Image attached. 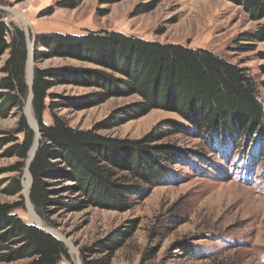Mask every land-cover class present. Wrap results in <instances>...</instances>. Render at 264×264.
<instances>
[{
    "label": "rangeland",
    "instance_id": "1",
    "mask_svg": "<svg viewBox=\"0 0 264 264\" xmlns=\"http://www.w3.org/2000/svg\"><path fill=\"white\" fill-rule=\"evenodd\" d=\"M59 1L0 0L3 20L24 29L28 56L30 41L33 43L34 75L36 68H64L79 75L74 80L69 79L70 75L63 77L65 80L49 90L54 100L64 105L56 108L55 113L72 127L84 130L109 123V128L101 126L96 131L120 139H140L162 126L170 134L158 143L182 150L189 164L185 161L171 164L173 171L167 181L153 187L145 186L144 197L128 210L91 205L82 210H57L44 218L29 201L30 192L28 198L23 191L28 158L21 172L11 171L20 158L6 152L16 143L9 142L0 146V203H22L24 209L16 212L26 222L35 224L29 208V203L32 204L43 227L53 229L54 234L62 235L76 247L77 254L66 242L73 264L82 261V247L128 225H134L133 233L116 251L111 264H264V145L252 142L251 136L234 147L232 144L209 145L204 138L187 131L174 134L167 123L183 125L185 121L176 112L163 108H154L140 117L116 124L113 114L142 101V96L113 90L106 100L93 101L97 98L90 96L102 92L103 88L97 84L99 80L82 73L92 69L118 78H124L123 74L82 57L53 56L35 60L37 35L121 32L146 40L213 51L246 67L264 96V40L240 39L243 33L251 34L259 29L264 19H252L241 5L231 0H79L75 8L60 7ZM17 14L23 15L29 26H25ZM239 47L248 50L241 51ZM7 56L6 52L0 64V78L5 74L1 68ZM25 77L29 93L21 107L0 116V139L17 135L14 131L24 115L35 135L31 150L37 130L26 112L31 96L27 62ZM31 110L40 129L33 105ZM52 120L51 111L47 110L44 121ZM17 137L22 141L24 134ZM19 175L21 192L7 193L5 189L11 178ZM179 244L190 245L192 252L177 249ZM153 248L157 249L155 253L151 252ZM30 261L26 257L0 258V264H29Z\"/></svg>",
    "mask_w": 264,
    "mask_h": 264
},
{
    "label": "trees",
    "instance_id": "2",
    "mask_svg": "<svg viewBox=\"0 0 264 264\" xmlns=\"http://www.w3.org/2000/svg\"><path fill=\"white\" fill-rule=\"evenodd\" d=\"M231 1L241 5L252 19H264V0ZM78 4L79 0L59 1L60 7L75 8ZM240 37L245 41H263L264 24L254 33H243ZM35 48L36 61L53 56L82 57L123 74L124 78H118L92 69L82 73L99 80L97 84L103 88L102 92L90 96L97 98L93 101L106 100L113 90L142 96V101L113 114L116 124L140 117L154 108H163L176 112L185 121L183 125L164 123L170 130L174 129V134L187 131L204 138L209 145L234 147L251 136L252 142L264 145V96L255 79L246 67L213 51L121 32L37 35ZM238 50L248 49L239 47ZM6 52L8 56L1 68L5 74L0 78V101L3 102H0V116L21 107L29 93L25 77L26 33L22 27L4 21L0 11V64ZM65 71L64 68H36L32 86V105L41 140L29 168L33 176L30 199L44 218L57 210H82L91 205L128 210L144 197L145 186L167 181L173 171L171 164L183 161L189 164L182 150L158 143L170 134L159 125L140 139L99 134L97 129L110 127L106 122L93 130L72 127L55 113L56 108L64 105L55 101L49 91L65 80L63 77L70 75V80L79 77L76 72ZM47 110L51 111L52 122L44 121ZM14 133H23L24 139L19 141L17 135H12L0 139V146L16 142L6 152L20 158L11 171L21 172L35 136L24 115ZM20 177L11 178L5 189L7 193L21 192ZM18 209H24V205L0 203V258L26 257L31 260L29 264H73L68 246L48 231L26 222L16 212ZM128 226L82 247V263L111 264L116 251L133 233L134 225ZM189 247L179 244L177 249L191 253L193 249ZM4 250L9 251L3 253ZM156 250L153 248L151 252Z\"/></svg>",
    "mask_w": 264,
    "mask_h": 264
},
{
    "label": "bare ground",
    "instance_id": "3",
    "mask_svg": "<svg viewBox=\"0 0 264 264\" xmlns=\"http://www.w3.org/2000/svg\"><path fill=\"white\" fill-rule=\"evenodd\" d=\"M16 13V12H15ZM17 16L22 20L23 24L25 26H29V21L21 14H17ZM32 51H33V43L32 41H30V53H29V56H28V61H27V77H28V81L29 83L31 84L32 82V76H33V72H34V61L32 59ZM26 112H27V115L33 125V127L37 130V136L35 138V141H34V144L29 152V157H28V163H27V168H26V172H25V178H24V182H23V191H24V194L26 195V197H28V194L30 192V188H31V182H32V178H31V174H30V171H29V164L31 163V161H33V157L35 155V153L37 152L38 150V146H39V132H38V127L34 121V117H33V114H32V110H31V106L30 104L27 106L26 108ZM33 205L29 203V208H30V211H31V215H32V220L33 222H35V224H41L42 226H44V223L43 221L40 219V217L38 216V214L36 213L35 209L32 207ZM52 231H54L52 229ZM56 232V231H54ZM59 234V232H58ZM59 236H61L62 238H64L62 235L59 234ZM66 240V239H65ZM66 242L69 244L70 248L72 249V251L77 254V249L76 247L73 245V243L71 241H68L66 240ZM78 264H80V262H78Z\"/></svg>",
    "mask_w": 264,
    "mask_h": 264
},
{
    "label": "water",
    "instance_id": "4",
    "mask_svg": "<svg viewBox=\"0 0 264 264\" xmlns=\"http://www.w3.org/2000/svg\"><path fill=\"white\" fill-rule=\"evenodd\" d=\"M33 56H34V55H33V51H32V59H33ZM33 80H34V72H33V76H32V82H31V84H30V92H31L30 102H29L30 106H32L31 101H32L33 96H34V94H33V88H32V86H33ZM34 119H35V118H34ZM29 120H30V119H29ZM29 122H30V121H29ZM38 132H39V137H41V133H40V129H39V128H38ZM35 155H36V153H35ZM35 155H34V157H35ZM34 157H33V158H34ZM31 162H32V161H31ZM30 165H31V163L29 164V166H30ZM29 171H30V169H29ZM30 174H31V172H30ZM31 178H32V182H31V185H32V183H33V176H32V174H31ZM28 198H29V196H28ZM29 201H31L30 198H29ZM30 224L35 225L34 223H30ZM35 226H37V227H39V228H42V229L48 231L49 233H51L52 235H54L56 238H58L59 240L63 241L65 244H67L66 241H65L63 238H60L59 236H57L56 234H54L49 228H45V227H43L42 225H35ZM79 262H80V264H83L81 260H79Z\"/></svg>",
    "mask_w": 264,
    "mask_h": 264
},
{
    "label": "built area",
    "instance_id": "5",
    "mask_svg": "<svg viewBox=\"0 0 264 264\" xmlns=\"http://www.w3.org/2000/svg\"><path fill=\"white\" fill-rule=\"evenodd\" d=\"M23 10H25V9H23Z\"/></svg>",
    "mask_w": 264,
    "mask_h": 264
}]
</instances>
